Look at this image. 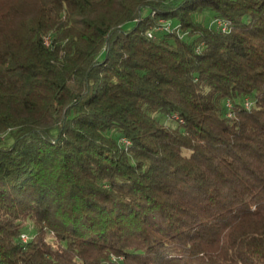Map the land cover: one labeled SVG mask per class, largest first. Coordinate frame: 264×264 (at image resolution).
I'll return each instance as SVG.
<instances>
[{"label":"trees","instance_id":"1","mask_svg":"<svg viewBox=\"0 0 264 264\" xmlns=\"http://www.w3.org/2000/svg\"><path fill=\"white\" fill-rule=\"evenodd\" d=\"M0 264H264V0H0Z\"/></svg>","mask_w":264,"mask_h":264},{"label":"rangeland","instance_id":"2","mask_svg":"<svg viewBox=\"0 0 264 264\" xmlns=\"http://www.w3.org/2000/svg\"><path fill=\"white\" fill-rule=\"evenodd\" d=\"M161 23H163L164 21H160ZM133 25V22H128L127 24H125V27L126 28H129ZM31 235V232H30V228H26V230H24L23 232L20 233V240L25 242L29 236Z\"/></svg>","mask_w":264,"mask_h":264},{"label":"built area","instance_id":"3","mask_svg":"<svg viewBox=\"0 0 264 264\" xmlns=\"http://www.w3.org/2000/svg\"><path fill=\"white\" fill-rule=\"evenodd\" d=\"M217 24L221 25L222 23H221V21H217Z\"/></svg>","mask_w":264,"mask_h":264}]
</instances>
